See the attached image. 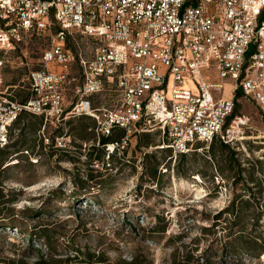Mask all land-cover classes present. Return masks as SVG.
<instances>
[{"label":"rangeland","instance_id":"1","mask_svg":"<svg viewBox=\"0 0 264 264\" xmlns=\"http://www.w3.org/2000/svg\"><path fill=\"white\" fill-rule=\"evenodd\" d=\"M45 34L25 36L1 69L3 91L16 101L30 95L28 75L41 68ZM68 46L85 59L94 47L78 33ZM104 97L108 102L103 95L98 104ZM236 112L249 124L233 149L199 144V151L178 155L159 147L157 132L142 133L123 153L94 164L87 156L90 144L97 146L94 120L76 117L21 136L18 129L31 120L24 117L10 132L9 146L21 152L0 171V185L13 199L2 206L12 217H0V264H172L204 254L215 262L222 254L229 264H264V252L247 254L264 242V124L247 100ZM62 135L72 140L68 148L52 147L51 138ZM74 193L87 199L77 202ZM42 228L53 232L52 250L34 236ZM239 236L258 245L235 241Z\"/></svg>","mask_w":264,"mask_h":264},{"label":"built area","instance_id":"2","mask_svg":"<svg viewBox=\"0 0 264 264\" xmlns=\"http://www.w3.org/2000/svg\"><path fill=\"white\" fill-rule=\"evenodd\" d=\"M41 33L49 45L28 75L32 95L15 102L1 69L25 36ZM73 33L92 41L90 58L68 46ZM241 99L264 124V0H0V149L23 113L42 117L43 129L89 117L97 145L121 130L105 145L108 159L152 132L178 155L215 140L234 147L249 124L236 112Z\"/></svg>","mask_w":264,"mask_h":264},{"label":"trees","instance_id":"3","mask_svg":"<svg viewBox=\"0 0 264 264\" xmlns=\"http://www.w3.org/2000/svg\"><path fill=\"white\" fill-rule=\"evenodd\" d=\"M32 93L30 90V95L28 98H26L23 101H16L10 94L9 98L15 102L18 103H25L26 101H28L31 97ZM24 117H27L30 120V122L28 124L23 125V127L21 129H18V126L20 124V122L22 121V119ZM89 118V117H88ZM43 126V118L40 116H35V115H31L28 113H23L20 115V117L11 125V127L9 128V142L8 144L3 148L0 149V171L5 167H9V166H5L8 161V159H10L12 157V155H16L18 153L21 152L20 148L19 149H15L16 146H9L10 145V132L13 128H17L19 131V134L22 136L24 134V132L27 130L31 135H35L37 132L40 131L41 127ZM115 132H121L120 136L117 137L115 135V133H113L109 138H102L99 142V144L96 146L95 144H90V148H89V152H88V161L92 164L94 163H101L105 156H106V151H105V145L106 144H110L112 142H115L116 140H118L120 137H122L123 132L121 130H117ZM144 136V135H143ZM142 139L139 140L140 144ZM218 143L219 145L222 146V148H227V147H231L232 149L234 148L233 146L224 144L218 140L213 141L210 145ZM148 145V144H146ZM209 145V146H210ZM11 148H14V152L8 153L7 151ZM171 151V150H170ZM113 156H110L109 159H112ZM150 156H147L146 158H149ZM185 157V156H184ZM157 176L156 171H154L150 178L151 179H155ZM10 194V193H9ZM74 200L77 202H80L82 200H84V198H86L84 196V194H76L74 193ZM8 195H6L4 193V190L2 189L1 185H0V217L2 215H7L8 217H12V212L11 210L8 211V208H2L3 207H7V205H11L13 202V199H10L7 197ZM87 199V198H86ZM89 200H86L85 202L88 203ZM7 210V211H6ZM51 232V233H50ZM53 232L51 230H49L48 228H42V230H39L37 233H34V236L36 239H41L44 241L45 245L52 250L53 249ZM235 241H242V243L244 245H250V243H253V245H258V241H256L255 239H251L249 241H244L242 236L236 237L234 239ZM262 243V246H260V248H258V250H251L249 247V249H247V254L249 256H252L253 258H259L262 253L264 252V242H260ZM226 247V246H225ZM222 251L224 250L221 249ZM230 254V253H229ZM215 255H212V258L214 259ZM218 261H213V259L211 260L209 256H207L206 254H204L201 257H196V258H191V256H185L182 259H174L172 264H229V262H227V258L224 255H220V256H216ZM213 261V262H212ZM36 264H42V261L36 263ZM230 264H237L236 262H232Z\"/></svg>","mask_w":264,"mask_h":264},{"label":"bare ground","instance_id":"4","mask_svg":"<svg viewBox=\"0 0 264 264\" xmlns=\"http://www.w3.org/2000/svg\"><path fill=\"white\" fill-rule=\"evenodd\" d=\"M264 256V255H263Z\"/></svg>","mask_w":264,"mask_h":264}]
</instances>
